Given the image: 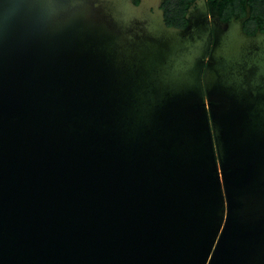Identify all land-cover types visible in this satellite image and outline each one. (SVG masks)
Returning a JSON list of instances; mask_svg holds the SVG:
<instances>
[{
	"label": "water",
	"instance_id": "1",
	"mask_svg": "<svg viewBox=\"0 0 264 264\" xmlns=\"http://www.w3.org/2000/svg\"><path fill=\"white\" fill-rule=\"evenodd\" d=\"M162 0H0V264H264V25Z\"/></svg>",
	"mask_w": 264,
	"mask_h": 264
},
{
	"label": "flooded vegetation",
	"instance_id": "2",
	"mask_svg": "<svg viewBox=\"0 0 264 264\" xmlns=\"http://www.w3.org/2000/svg\"><path fill=\"white\" fill-rule=\"evenodd\" d=\"M138 4L139 0H133ZM202 5L208 16L216 14L220 21L227 22L232 18L242 21L243 31L253 35L262 31L264 25V0H162L159 9L163 11V19L167 26L184 29L190 10L195 11Z\"/></svg>",
	"mask_w": 264,
	"mask_h": 264
}]
</instances>
